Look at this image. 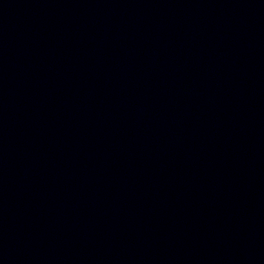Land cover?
<instances>
[{"label":"water","instance_id":"95a60500","mask_svg":"<svg viewBox=\"0 0 264 264\" xmlns=\"http://www.w3.org/2000/svg\"><path fill=\"white\" fill-rule=\"evenodd\" d=\"M154 0H0V61L60 33Z\"/></svg>","mask_w":264,"mask_h":264}]
</instances>
